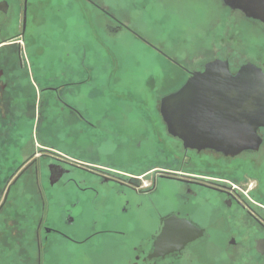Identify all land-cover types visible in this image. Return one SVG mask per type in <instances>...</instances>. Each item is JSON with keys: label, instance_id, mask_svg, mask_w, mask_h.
Wrapping results in <instances>:
<instances>
[{"label": "flooded vegetation", "instance_id": "1", "mask_svg": "<svg viewBox=\"0 0 264 264\" xmlns=\"http://www.w3.org/2000/svg\"><path fill=\"white\" fill-rule=\"evenodd\" d=\"M15 1L0 0V264H85V255L94 257L91 264H132L129 213L146 215L149 234L134 248L141 253L134 264H202L207 248L214 251L210 264H264V128L257 150L227 156L186 148L161 113L162 100L207 64L227 61L235 75L252 62L234 67L226 53L212 52L203 35L190 37L183 51L148 42L160 63L142 67L137 81L173 89L153 100L133 94L124 84L134 75L128 66L122 68L128 73L115 70L109 77L113 43L97 52L102 50L103 78L96 72L90 77L85 3L95 11L94 40L136 33L106 0H63L65 12L47 19L48 61L44 79H37L36 48L26 35L31 22H39L38 9L33 0ZM107 85L116 90L95 93ZM37 98L38 123L59 118L61 126H35ZM187 225L200 231L193 241L150 258L166 228L179 232L172 242L179 246Z\"/></svg>", "mask_w": 264, "mask_h": 264}, {"label": "rangeland", "instance_id": "2", "mask_svg": "<svg viewBox=\"0 0 264 264\" xmlns=\"http://www.w3.org/2000/svg\"><path fill=\"white\" fill-rule=\"evenodd\" d=\"M33 1L38 9L36 10V14L39 16V22L37 20L31 22L26 39L31 48H37L35 57L40 71L36 73L37 79H44L43 74L46 72L45 61L47 60L45 58L47 55L44 51L49 47L46 46L47 28H49L47 19L59 17L65 12L61 10L64 1ZM106 1L112 7L114 6L117 15L124 22L128 23V27L136 35L128 31V33L122 32L117 34L114 39H108L109 41L102 39L94 40L92 36L93 32H95L94 26L96 25L95 11L86 2L85 17L83 19L85 22L84 59L86 65L95 69L97 78H103V76L98 75L101 74L100 64L104 62L101 58L102 50L100 51L101 56L97 52L99 48L107 47L109 49V43H113L115 49L113 54H111V61H109L112 64L111 69H113L112 71L121 70L118 73L123 75V72H127V70H123L122 68L128 66L126 69L131 73L133 72L134 75H131V78L126 77L124 84L126 83L131 86L133 94L152 95L151 99L153 100L173 89V87L163 86L162 84L144 87L142 83L137 81L140 79L142 67L145 65L157 67V64L160 63L159 57L155 56L157 52L150 44L154 45V47L164 48L168 52H171L175 47L177 49L181 48L180 50L183 51L185 46L190 45V37L195 36L199 38V36L203 35L204 37H208L206 40L211 45L212 52H220L221 50L223 53H226L233 62L234 67L246 62H252L264 67V29L257 24L248 22L241 13L230 10L222 4L221 0H128V11L126 10L125 0ZM53 36L52 39L57 40L56 36H59V34L54 33ZM110 40L113 42H110ZM148 42L150 44H147ZM191 43L193 48H195L196 44L194 42ZM38 48H43L40 50L41 53L38 52ZM216 55L214 54V56ZM106 63L108 62L105 61L104 64ZM91 73L92 71H90ZM107 86L96 88L95 93L104 94L107 92L109 94L110 89H115L112 86ZM34 106L38 114L35 119L36 127L61 126L59 118L51 120L49 117L48 119L47 117L42 118L43 123L39 124L38 119L41 111L39 98L36 99ZM134 168L132 164H128L129 170H133ZM261 190L264 192V184ZM146 218L145 214H128V240L130 243L135 242L128 246V258L132 264L136 261L135 257L141 254L140 252H136L134 248L138 247L139 243H141L139 240H144L149 235L145 233ZM204 255L206 256L203 258L202 264H210L214 260V251L209 248H207ZM62 260L64 259L60 258V261ZM84 261L86 262L85 264H91L94 261V257L92 255H85ZM246 263L247 261L243 259L235 264ZM74 264L77 263L75 262ZM181 264H190V262L184 261Z\"/></svg>", "mask_w": 264, "mask_h": 264}, {"label": "water", "instance_id": "3", "mask_svg": "<svg viewBox=\"0 0 264 264\" xmlns=\"http://www.w3.org/2000/svg\"><path fill=\"white\" fill-rule=\"evenodd\" d=\"M221 1L247 19L264 24V0ZM161 113L169 133L179 137L186 148L210 149L227 156L257 150L263 142L258 130L264 128V71L247 63L234 75L227 61H213L179 91L166 96ZM175 222L172 218L168 224ZM187 226L179 246L172 243L179 232L166 228L155 241L150 258L168 255L193 241L200 231Z\"/></svg>", "mask_w": 264, "mask_h": 264}, {"label": "crops", "instance_id": "4", "mask_svg": "<svg viewBox=\"0 0 264 264\" xmlns=\"http://www.w3.org/2000/svg\"><path fill=\"white\" fill-rule=\"evenodd\" d=\"M35 49V48H34ZM31 51V50H30ZM35 51V55H36V53H37V48L34 50ZM38 52L39 53H41V51H40V49L38 48ZM27 54H28V52H27ZM89 71H92V73L90 74V77L91 78H93L94 77V72H95V69H93V68H87ZM93 69V70H92ZM113 76H114V71H112V73L110 74V78H113Z\"/></svg>", "mask_w": 264, "mask_h": 264}]
</instances>
